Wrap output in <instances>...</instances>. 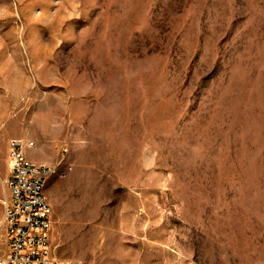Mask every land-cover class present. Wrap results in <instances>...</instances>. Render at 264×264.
I'll return each instance as SVG.
<instances>
[{
	"label": "rangeland",
	"instance_id": "374dc122",
	"mask_svg": "<svg viewBox=\"0 0 264 264\" xmlns=\"http://www.w3.org/2000/svg\"><path fill=\"white\" fill-rule=\"evenodd\" d=\"M11 138L58 259L264 264V0H0Z\"/></svg>",
	"mask_w": 264,
	"mask_h": 264
},
{
	"label": "built area",
	"instance_id": "2783aa9c",
	"mask_svg": "<svg viewBox=\"0 0 264 264\" xmlns=\"http://www.w3.org/2000/svg\"><path fill=\"white\" fill-rule=\"evenodd\" d=\"M30 140L11 138L7 146L6 196L0 216V264H83L54 257L49 248L51 208L44 194L53 166L26 157Z\"/></svg>",
	"mask_w": 264,
	"mask_h": 264
},
{
	"label": "crops",
	"instance_id": "0c3cea01",
	"mask_svg": "<svg viewBox=\"0 0 264 264\" xmlns=\"http://www.w3.org/2000/svg\"><path fill=\"white\" fill-rule=\"evenodd\" d=\"M5 175H7V172H6V174Z\"/></svg>",
	"mask_w": 264,
	"mask_h": 264
}]
</instances>
